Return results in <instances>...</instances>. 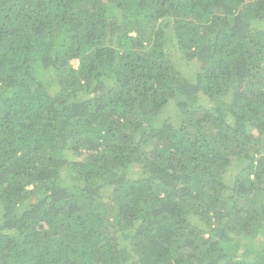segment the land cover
Wrapping results in <instances>:
<instances>
[{"label":"trees","instance_id":"16d2710c","mask_svg":"<svg viewBox=\"0 0 264 264\" xmlns=\"http://www.w3.org/2000/svg\"><path fill=\"white\" fill-rule=\"evenodd\" d=\"M0 264H264V0H0Z\"/></svg>","mask_w":264,"mask_h":264},{"label":"rangeland","instance_id":"374dc122","mask_svg":"<svg viewBox=\"0 0 264 264\" xmlns=\"http://www.w3.org/2000/svg\"><path fill=\"white\" fill-rule=\"evenodd\" d=\"M75 65H77V61L74 62ZM197 71V70H196ZM195 71V72H196ZM229 240V239H228ZM230 241V240H229ZM232 241H234V239H232ZM237 246V245H236ZM241 247H238V250H245V247H243V244L240 245ZM241 252V251H240Z\"/></svg>","mask_w":264,"mask_h":264}]
</instances>
